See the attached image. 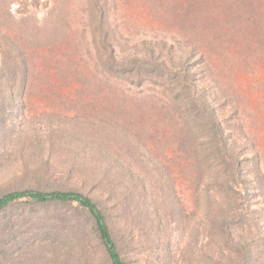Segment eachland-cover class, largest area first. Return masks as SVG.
I'll return each mask as SVG.
<instances>
[{
    "label": "trees",
    "instance_id": "obj_1",
    "mask_svg": "<svg viewBox=\"0 0 264 264\" xmlns=\"http://www.w3.org/2000/svg\"><path fill=\"white\" fill-rule=\"evenodd\" d=\"M148 1L150 6L164 9V24L176 30L170 31L171 39H164L161 45L143 40L127 44L126 51L118 49V25L108 15V0L86 1L81 32L74 37L69 10L63 5L52 8L55 22L46 28L37 25L21 27L24 33L0 31L3 35L0 39L4 41L0 61H4L6 71L9 69L3 77L9 74L13 78L12 83L1 86L0 99L27 100L36 96L85 101L91 108L74 105L76 115L61 117L79 126L77 132L82 140L92 135L108 144L112 138L118 147L127 148L122 154H132V146H138L132 142L134 135L142 146L146 139L157 142L160 135L164 148L171 147L174 154L164 149V162L179 160L175 163L177 168L164 163L161 178L172 189L176 174L195 182L201 214L214 240L228 249L222 254L225 261L217 264H259L256 257L260 213L264 209L261 208L264 200L259 199H264V150L254 127L259 123L257 107L240 90L237 79L245 74L250 85L264 97V0H164V5H159L162 0ZM47 35L52 39L44 40ZM181 40L183 49L180 47L179 53L174 44ZM30 42L35 45L29 46ZM58 44L61 47L56 52ZM45 45L49 47L42 48ZM43 63L65 80L59 86L60 92L51 90L54 94L48 92L52 95L48 98L35 81V74L42 76L38 69ZM147 81L163 88L159 91L162 98L151 99L132 92V87ZM62 86L73 87V93L62 92ZM147 102L152 103L150 111L144 108ZM94 103L106 107L94 109ZM156 112L163 120L161 127L153 128L155 123L148 124L145 118L154 117ZM138 114L145 115L141 122L135 121ZM58 117L54 131L74 137L76 131L64 128ZM150 128L155 130L150 132ZM145 132L154 134L143 138ZM107 153L94 152L95 164L103 168L93 170L102 173L101 178L95 177L96 190L111 170L105 162ZM88 156L92 158L93 154L87 153ZM134 170L135 174L125 172V176L137 180L146 172L141 167ZM100 201L80 189L29 187L0 195V215L20 202L73 206L85 218L89 232L102 248L105 264H125L113 236V222ZM51 237L50 234L47 240ZM0 242H5L3 237ZM19 243L14 241L15 246Z\"/></svg>",
    "mask_w": 264,
    "mask_h": 264
},
{
    "label": "rangeland",
    "instance_id": "obj_2",
    "mask_svg": "<svg viewBox=\"0 0 264 264\" xmlns=\"http://www.w3.org/2000/svg\"><path fill=\"white\" fill-rule=\"evenodd\" d=\"M86 1L0 0V31L23 32L21 27L37 25L46 28L55 22L52 8L63 5L69 10L71 37H74L81 32L85 19L82 8ZM149 3L148 0H108V15L118 25V49L126 51L127 44L143 40L161 45L164 39H171L168 37L170 31L176 32L175 28L164 24V9L158 10ZM159 5H164V0ZM2 36L0 33V38ZM43 39L49 41L52 38L47 35ZM3 42L0 39V50ZM33 45L30 42L29 46ZM58 45L56 52L61 47V44ZM174 45L177 46L174 49L180 53L183 41ZM15 69L18 70L17 67ZM6 70L1 60V96L2 87L12 83L13 79L9 78V74L3 77L4 72H9V69ZM38 70L42 71V78L38 77L40 74H35V81L45 90V96H52L48 93L51 90L58 94L59 86L65 83L62 75L45 63ZM237 81L240 90L250 96L257 107L259 123L254 127H257L259 145L264 150V97L250 85L245 74H240ZM162 90L158 84L149 81L132 87V92L151 99L162 98L163 94L159 92ZM61 91L73 93V87L62 86ZM32 98L0 99V195L31 187L44 190L80 189L101 199L100 206L110 215L113 236L125 264H217L225 261L223 256L228 249L217 239L214 240V234L201 214V204L195 196V182L186 181L184 176L176 174L173 183L175 189H172L161 178L162 165L165 163L177 168L175 163L179 160L174 157L175 163L164 162V149L170 155L174 154L171 147L164 148L160 135L157 142L146 139L145 146L140 145L141 141L134 135L132 142L138 146H132V154H122L126 147H118L112 138L108 144L105 141L102 143L100 137L96 140L97 137L92 135L82 140L83 137L77 132L79 126L73 120L61 117L76 115L74 105L89 109L90 104L85 105V101L79 103L78 99ZM94 105V109L106 107L101 103ZM151 105L147 102L144 108L150 111L153 109ZM131 108L134 109V106ZM57 116L64 128L76 131L74 137L68 138L54 131ZM142 118H145L144 114L135 121L141 122ZM145 120H148V124L155 123L152 127L157 128L161 127L163 116L156 112L154 117ZM153 128H150V132L155 130ZM150 132L142 133L143 138L154 134ZM105 151L109 152L106 166L109 165L111 170L104 176L103 185L96 190L95 177L101 178L102 173H94L93 170L102 167L95 164L94 152L104 154ZM87 153H92V158H86ZM137 167L146 172H142L137 180L128 179L125 172L134 173ZM115 170L117 172L114 173ZM261 208H264V202ZM260 214L261 231L256 260L264 264V209ZM50 234L51 240H47ZM0 237L5 241L0 242V262L6 261L4 264H105L104 261H107L102 248L89 232L85 218L73 206L66 204L15 203L0 215ZM14 241H20V245L15 246Z\"/></svg>",
    "mask_w": 264,
    "mask_h": 264
}]
</instances>
